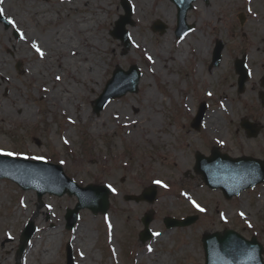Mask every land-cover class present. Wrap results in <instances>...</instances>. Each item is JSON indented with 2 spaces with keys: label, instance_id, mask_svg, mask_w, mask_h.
<instances>
[{
  "label": "rangeland",
  "instance_id": "rangeland-1",
  "mask_svg": "<svg viewBox=\"0 0 264 264\" xmlns=\"http://www.w3.org/2000/svg\"><path fill=\"white\" fill-rule=\"evenodd\" d=\"M9 1L0 3L4 11H10L0 17V63L10 68L6 75L11 80L10 86L3 88L1 100L2 103L10 102L13 108L20 103L19 109H13L15 114L20 115L27 106L33 109L34 114L25 122L0 121V149L15 153L17 157H29L30 160L32 157L46 158L61 165L65 175L80 186L111 185L116 192L110 193V206L106 214L96 215L90 209L83 208L79 211L80 219L74 229L69 230L66 227V210L76 206V196H55L46 192L39 198L35 189H23L11 179L0 178V236L4 243L3 248L0 245V264L17 263L6 261L11 250L18 259L24 256L29 244L21 257L17 252L22 231L31 220L37 228L41 223L47 228H54V223L62 224L64 228V235L55 248L54 259L45 264H67L68 245L77 264L81 251L74 247V232L86 221L95 235L92 247L95 260L92 264H148L147 260L138 262V254L143 252L150 256L157 254L162 259L169 256L170 264H205L201 243L203 233L226 228L234 229L248 239L256 236L264 245V204L261 200L264 184L227 200L221 190L209 188L193 169L197 151L210 155L215 145L233 157L253 155L264 159V105L260 98V92L264 90L261 85L264 54L257 50L264 43V0H211L209 6L196 2L195 8L188 13V21L196 22L197 29L190 34L195 40L206 38V56H198L192 44L186 60L166 66L167 77L155 75L151 78L148 86L158 93L156 100L146 96L148 86L142 82V75L150 71L148 68L154 62L152 55L157 60L155 51L165 50L172 56L187 38L179 40L175 35L176 5L171 0L167 1L172 8L171 12H166L173 14L171 20L162 11L154 17L150 16L154 14L151 11L166 0H149L148 6L141 9L139 14L137 8L142 0H130L133 5L132 23L126 27L132 43L125 49L122 41L111 35L112 30L116 29L115 21L120 15H125L121 0H101L108 4L101 11L103 20L99 24L107 40L105 47L97 52L102 72L92 78L82 71L76 83L80 91L76 96L73 94L66 108L49 104L46 95L53 89L57 76L61 77L57 81L61 80L64 84H69L73 78L71 76H76L67 74L65 67H57V61L65 57L60 50L64 44L58 41L55 28L64 18L71 16L68 14L76 13L72 6L78 7L77 0H41L46 6V11H42L45 17L42 21L38 20L37 16L40 15L35 12L36 1L39 0ZM58 5H64L65 10H59L57 15L55 9ZM241 13L245 16L243 24L239 18ZM157 19L168 25L163 34L152 29ZM6 20L15 21V25L6 26ZM15 29L24 34L23 39L15 35ZM133 37L140 39L137 43L139 47L134 45ZM216 39L222 40L225 48L219 66L210 69ZM34 44L44 52L43 58L33 47ZM145 45L149 47L147 52ZM146 55L152 59L149 60ZM243 55H246L251 77L245 91L238 93V75L233 60ZM133 63L139 66L142 73L139 91L114 98L109 104L120 105L129 113H134V104L144 102H147L149 110L156 108L158 117H163L162 129L145 144L125 137L132 129L130 123L116 122L115 114L106 116L105 109L98 115L92 104L104 90L115 65L127 70ZM72 73H75L73 69ZM42 76L46 80L41 81ZM73 85L74 82L70 81V88ZM9 95L16 98L14 103ZM203 100L208 103L207 113L220 111L221 108L227 112L221 138L208 136L204 121L199 131L191 126L198 105ZM242 118L257 125L260 132L256 137L246 135L241 126ZM166 135L170 137L166 138ZM156 179L164 184L155 183L158 194L153 204L126 200L125 195L140 194ZM26 192L32 193L30 202L24 198ZM192 201L205 211H199ZM30 206L31 213L27 211ZM151 209L154 210V220L150 228L155 233H162L165 240L170 235L168 241H154L156 235L146 243L140 241L139 234L144 229L142 217ZM14 212L18 213L17 220L11 221L7 216ZM241 213L244 215L241 216ZM188 215H198L197 221L190 226L167 228L164 223L166 216L184 218ZM112 220H116L118 225H110L109 221ZM111 228L117 230L115 239ZM4 229H11L17 240L4 239ZM149 247L153 250L149 251ZM155 261L152 259L150 264Z\"/></svg>",
  "mask_w": 264,
  "mask_h": 264
},
{
  "label": "water",
  "instance_id": "water-1",
  "mask_svg": "<svg viewBox=\"0 0 264 264\" xmlns=\"http://www.w3.org/2000/svg\"><path fill=\"white\" fill-rule=\"evenodd\" d=\"M179 9L178 15V29L177 35L181 38L189 30L193 29L192 25L186 23L187 9L192 7L193 0H174ZM126 15H122L121 19L116 23L117 27L112 32L117 38H121L124 45L129 48L131 41L125 26L131 22V14L133 7L129 0L121 1ZM154 30H159L164 33L166 30L165 23L156 21ZM223 45L217 44L213 65L218 64L221 58V51ZM245 60L236 61V71L240 74L239 85L240 92L244 90L245 83L248 79V72L246 71ZM141 73L137 65H132L128 71L121 67H116L113 77L108 81L105 90L94 101V110L99 114L103 108L115 97H121L128 92H137ZM264 85V80H263ZM264 100V94H261ZM207 104L202 102L199 107L198 114L194 119L192 125L196 129H200L202 119L207 111ZM242 126L247 129L249 136H256L259 129H256L249 121L243 120ZM197 163L194 168L197 173L203 175L206 184L211 188H220L224 191L227 199L238 195L244 189L253 187L258 183L264 182V160L256 159L254 157H238L233 158L228 154H223L218 148H213L211 156L206 157L201 153H197ZM17 164L22 165V169L18 170ZM33 166V167H29ZM5 169H2L4 168ZM9 177L18 182L25 189L36 188L38 190L39 198L46 192L57 194L59 196L69 193L76 195L79 198L74 209H68L66 219L68 221L67 228L73 229L76 221L79 219V211L83 208L91 209L95 214L101 212L106 213L109 209V191L105 187H98L95 185H88L82 187L77 185L75 181L65 175L60 165H54L43 162H31L25 159L0 155V178ZM156 188L151 187L145 189L142 195L134 196L127 195V200H148L154 202L156 199ZM153 219V214L146 213L144 216V224L146 229L141 232L140 237L143 242L151 238V231L149 224ZM196 219L188 217L184 220H177L173 218H166L168 227L177 225H189ZM36 232V227L33 222H30L26 230L22 234V244L19 249V256L25 251L27 244ZM203 244L206 254V264H264L263 246L254 237L252 240L246 239L241 234L232 229H226L222 232L207 233L203 236ZM72 254H68V264H73ZM20 264V263H17Z\"/></svg>",
  "mask_w": 264,
  "mask_h": 264
},
{
  "label": "bare ground",
  "instance_id": "bare-ground-1",
  "mask_svg": "<svg viewBox=\"0 0 264 264\" xmlns=\"http://www.w3.org/2000/svg\"><path fill=\"white\" fill-rule=\"evenodd\" d=\"M12 0L9 1L11 3ZM168 0L159 6H157L152 12L153 16L157 15L160 11L162 12H171L172 8L169 6ZM38 5L35 7V12L38 13L37 16L39 21H42L45 17L42 14V11H46V6L44 3L39 0L36 1ZM62 3H64L62 1ZM104 1L101 0H77L78 7L72 6L76 9V13L68 14L71 15L68 18H64L61 24L56 26L55 30H57L58 34V41L64 46L60 49L65 57L62 61H57V67L62 68L65 67L67 69L70 76V81L74 82V85L70 88V81L69 84H64L60 81L55 80L53 83L51 91L46 95V100L49 104L66 108L68 104H70L73 94L76 96L79 93V88H77V82L81 78L82 71H84L88 77H96L102 72L101 70V59L98 57L97 52L99 49L105 47L107 40L104 39V32L103 28H100L102 19V12L104 8L107 7L104 4ZM149 0H142L140 2V7L137 8L138 14L141 13V9L146 8L148 6ZM80 6V7H79ZM2 7V6H1ZM62 7V8H61ZM168 7V9H166ZM59 10L63 12L65 10L64 5H58L55 9L57 15L59 14ZM10 11L5 9L3 12L4 15H7ZM206 12L204 11V14ZM167 14V13H166ZM47 15H50L48 13ZM167 17L172 20L173 14L168 15ZM100 24V25H99ZM190 34L185 38V40L181 43L180 49L172 56L168 53L163 51H155L154 53L157 56V60H155L154 56L152 55L154 62L150 64L147 73L143 74L142 82L146 83L147 86L150 85V79L154 78L155 75L166 76L165 68L170 67L174 63L176 64L178 60H186L188 58V54L190 53V45L194 44L195 52L198 56L204 58L206 56V46L207 40L206 38L195 40V37ZM170 36V35H169ZM171 37V36H170ZM140 39L133 37L134 45H139ZM140 46V45H139ZM145 52L149 49L148 45H145ZM171 47V45H170ZM257 50L264 54V43L261 46L257 47ZM75 53V55L73 54ZM148 54H150L148 52ZM151 55V54H150ZM147 56V55H146ZM262 61L264 63V55H262ZM148 57V56H147ZM169 61V62H167ZM8 65L4 63H0V121L3 119H7L8 121H28L30 117L33 116L34 113L33 109L30 107H25L20 112L21 114H15L13 111L14 108L19 109L20 103L14 105V108L11 106L10 102H3L1 94L3 92V88L5 86H10V78L6 75L8 73L9 67L6 68ZM72 69L75 73H72ZM164 70V72H163ZM201 68H199V73L201 74ZM170 80H174L173 78L168 77ZM40 80H46L45 78L40 77ZM39 80V81H40ZM72 92V94H71ZM157 92L148 86V91L146 96L153 97V99H157ZM225 96V95H224ZM11 98L12 103L16 101V98L12 95H9ZM70 102V103H69ZM130 103H128L129 105ZM147 102L144 104H134V113H129L124 108H121L120 105L109 104L107 108H105V115L110 116L115 114L116 122L118 123H130L132 125V129H129V133L125 135L128 140H132L135 142H145L152 140V138L156 137V132L160 131L162 128V120L163 117H158V113L156 108L151 110L146 107ZM15 110V109H14ZM86 112V111H84ZM102 119L104 118V116ZM136 115V116H135ZM227 112L224 108H221L220 111H214L212 113L208 112L204 119V127L207 135H212L215 138H221L223 136L224 131V122L223 119L226 120ZM161 116V115H160ZM94 124L96 121L94 120ZM166 138L170 137L169 135L165 136ZM161 181V180H159ZM5 194V193H4ZM262 194H264V189L262 190ZM30 197H32L31 192H26L24 194V198L30 202ZM262 204H264V195L261 197ZM27 203V202H25ZM26 206V204H23ZM32 207L27 208V211L31 213ZM18 213L14 212L11 213L10 216H7L9 220H17ZM89 219V217H88ZM93 219V218H91ZM87 222V221H86ZM80 224L76 232H74V247L75 249H79L81 251V256L77 264H92L94 262V250H93V241L95 235L91 232V227L89 222ZM5 221L2 223L1 226ZM110 225H118L116 220L109 221ZM54 228H47L45 225L41 223L37 228V232L34 235L33 239L30 241L29 246L27 248L26 253L20 259L22 260V264H45L46 262L53 260L55 255V248L58 245V241L61 240V236L64 235V228L62 224L54 223ZM116 228H111L113 239H115L114 234L116 233ZM152 231V229H151ZM4 239H13L14 241L17 240V236L13 235L11 229H4L3 231ZM170 235L166 239L169 240ZM166 241L164 237H162V233L160 236H157L154 241ZM114 242L113 240L111 241ZM96 243V242H95ZM155 243V242H154ZM0 245L2 248L4 247L3 238L0 236ZM113 245V244H112ZM12 251V250H11ZM10 251V255L6 258V261L17 262L18 258L16 254ZM83 254V255H82ZM152 259H156L155 263L153 264H170L169 263V256L162 257L153 254L147 255V253L143 252L138 254V262L142 260H147L148 264L152 261ZM147 264V263H146Z\"/></svg>",
  "mask_w": 264,
  "mask_h": 264
},
{
  "label": "snow or ice",
  "instance_id": "snow-or-ice-1",
  "mask_svg": "<svg viewBox=\"0 0 264 264\" xmlns=\"http://www.w3.org/2000/svg\"><path fill=\"white\" fill-rule=\"evenodd\" d=\"M2 2H3V0H0V3H2ZM249 2H250V0H249ZM249 11H251V9H249ZM3 12H4V9H3V8H0V15H2ZM9 22L12 23L13 25H15V21H9ZM23 38H24V34L21 33V39H23ZM33 47H34V48L36 49V51L39 53L40 57L43 58L45 54H44L43 51H41L40 47H39L38 45H35V44L33 45ZM137 47H139V45H137ZM73 54L75 55V53H73ZM148 59L151 60L152 57L149 56ZM249 75H251L250 72H249ZM56 79L59 80V79H61V77H60V76H57ZM208 95L211 96L212 93L209 92ZM65 142L67 143V141H65ZM0 155L14 156V155H16V154H15V153H12V152H5L3 149H0ZM25 158L27 159V158H29V157H25ZM32 159L43 160L44 158H43V157H32ZM154 183H156V184H160L161 181L156 180V181H154ZM108 187L111 188V190H112L113 192H116V189H115V188H112L111 185H109ZM164 187H167V185H164ZM192 203H193V205H194L197 209H199V211H201V212L205 211V209L202 208L199 204H196L195 201H192ZM240 215L243 216L244 213H241ZM249 226H251V225H249ZM154 235H156V236H160L161 233L157 232V233H154ZM148 250H149V251H152L153 249H152L151 247H149ZM82 255H83V254H82Z\"/></svg>",
  "mask_w": 264,
  "mask_h": 264
},
{
  "label": "flooded vegetation",
  "instance_id": "flooded-vegetation-1",
  "mask_svg": "<svg viewBox=\"0 0 264 264\" xmlns=\"http://www.w3.org/2000/svg\"><path fill=\"white\" fill-rule=\"evenodd\" d=\"M206 1V0H205Z\"/></svg>",
  "mask_w": 264,
  "mask_h": 264
}]
</instances>
